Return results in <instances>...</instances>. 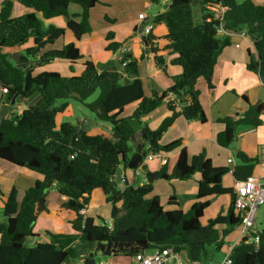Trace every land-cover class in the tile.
Here are the masks:
<instances>
[{
	"label": "trees",
	"instance_id": "1",
	"mask_svg": "<svg viewBox=\"0 0 264 264\" xmlns=\"http://www.w3.org/2000/svg\"><path fill=\"white\" fill-rule=\"evenodd\" d=\"M14 2L29 11L13 16ZM149 2L162 5L164 11L153 17L152 24L166 28L162 50L173 56L170 64L181 69L178 76L171 78L168 90L160 94L152 92L150 96L145 95L138 76L141 58L125 54L119 62L121 70L113 66L99 71L90 56L80 53L76 43L91 34L89 13L98 0H6L2 3L0 110L14 97L20 96L25 100L36 92L40 103L26 107L20 114L13 112L4 119L0 127V161L33 171L42 178L25 191L20 203L16 187L13 186L6 195L0 193L4 197L0 208V264H64L89 256V251L97 243L103 246L110 243L108 257L133 258L139 253L171 247L188 261L211 263L221 260L219 254L226 239L240 222L233 213L234 189L224 187L222 178L231 170L236 181L244 180L252 174L256 158H249L239 151V165L232 169L215 167L204 152L189 156L183 148L170 173L167 162L154 175L186 181L199 174L196 201L186 212L179 208L164 210L159 197L153 195V182L149 177L142 185L125 184L122 189L115 181L121 160L124 167L130 161L134 132L129 119L140 120L164 103L170 112L155 130L146 125L141 127L137 134L139 141H136L139 163L148 153L147 146L153 153L165 155L181 146L179 139L165 145L159 143L161 136L178 117L206 122L195 86L199 79H203L212 88L218 57L231 44L229 36L219 37L217 34L218 23L205 7L211 1ZM215 2L228 7L223 19L224 30L237 33L244 29L250 38L256 58L251 57L248 51L246 67L256 72L264 85V3L257 5L252 0ZM71 3L81 7L80 14L69 15ZM38 15L43 19L62 17L64 27L72 33L75 43L55 48L65 29L55 25L43 29ZM104 20L114 22L107 16ZM157 39L151 32L143 43L149 46L155 63L161 67L162 58L156 56L160 49L154 47ZM104 41L105 52L115 53L123 45V42L115 41L112 32L106 34ZM14 54L15 63H12L10 57ZM42 59L44 64L58 60L74 65L82 61L81 71L70 76H61L58 72L35 73V67L29 61L38 60L40 65ZM69 71H73L72 66H69ZM95 92H98L97 98L86 103ZM171 93L176 96L177 103L167 101ZM70 99L83 104L100 122L110 124L111 137L91 136L87 132L77 134L73 123L58 122L57 118L66 112ZM241 99L246 104L243 112L218 120L224 125L216 135V143L221 147L227 148L233 143L238 127L257 128L262 125L264 102L251 104L246 93ZM134 106L132 115L122 117L128 108ZM48 181L55 184L57 194L65 198L53 215L69 216L67 222L73 234L46 232L49 242H35L37 235L33 228L39 214L36 206L50 190ZM95 190H99L105 202L111 205V229L103 218L97 217L101 223L98 225L93 217L80 213L88 207ZM223 195L230 197L226 213H219L202 224L204 211L211 204L210 198ZM172 199L170 196L168 205L175 204ZM258 234L257 246L242 239L233 247L231 264H264V228Z\"/></svg>",
	"mask_w": 264,
	"mask_h": 264
},
{
	"label": "crops",
	"instance_id": "2",
	"mask_svg": "<svg viewBox=\"0 0 264 264\" xmlns=\"http://www.w3.org/2000/svg\"><path fill=\"white\" fill-rule=\"evenodd\" d=\"M151 8L152 7L149 0H98V4H96V6L92 10H90L89 13V21L92 27V32L88 36H83L79 42L80 52L82 46L88 45L89 48L86 52L87 55L85 56H90L94 60L96 67H98L99 61H101L103 67H108V63L113 62L114 60H117L119 63L125 54H130L137 59L141 58L138 64V76L143 83V89L146 96H150L152 92H157L158 94H160L161 92L168 90L171 85L170 77L172 78L174 76H178L181 72V69L179 67L171 66L170 59L173 56L169 55L167 51L162 50V47L165 45V40H163L162 37L166 34V28L164 26H157L158 29H152V33L156 35V38H158L157 40H155L154 47L157 46L160 49L156 52V56L162 58L163 65L161 67H159L154 62H150L149 57L151 54H154L149 49V46L145 45V43H143L141 39L136 35V31L138 30L139 24L141 23L137 19L138 14L142 12L145 13V10L149 12L152 10ZM162 9L163 8L161 5L160 9L155 11L152 15H149L147 13L145 14L148 16V18L154 17L158 12H161ZM27 11L29 10L26 9V12ZM105 16L109 17L110 19H114V22H106L104 20ZM93 20L97 22L101 21L102 25L105 24L103 25V27H99V32H96L92 23ZM62 21L64 24L63 19ZM108 32H112L114 34L115 41L123 42L122 48L115 53L104 51V47L106 45L104 38ZM226 35L229 36V38L237 37L240 39V41H233L230 46L225 47L219 55L217 64L213 71L211 81L212 88H209L204 81H200L202 79H199L195 86L199 92V101L206 117V122L200 123L199 121H187L180 116L174 121L173 125L169 129H167V131L161 136L159 140V143L161 145L168 144L171 141L177 139L181 140L180 147L166 154V156L168 157V173L171 172L173 166L175 165L180 151L185 148L189 156L204 152L206 157L211 160L213 166L228 167L231 169L240 164V161L237 159V153L241 151L245 153V155L249 158L257 159L251 175L264 178V127H262V125L260 127H257V130L250 127V129L247 131L239 132L236 137V139H238L236 148L228 149V147L224 148L216 143V135L224 129V125L218 120L227 116H232L237 112L241 113L245 110L246 104L241 99V96L244 93L247 94L249 102L251 104H255L257 101L259 89L263 85L261 80L259 79L258 74L256 72L248 70L246 67V64L249 60L248 51L250 52V56L254 59L256 58V53L251 44V40L245 34V31L241 33L228 32L226 33ZM96 40H99L100 42L99 48H94ZM244 40L246 41L245 46H243ZM236 44H239V47H236ZM119 70H121V67ZM162 70H164L165 75L162 73ZM80 71L81 66L78 67L74 75H78ZM203 99H205L207 103V108L203 106ZM262 102H264V100ZM25 108L26 107L23 104L11 105L8 110V115L13 112L20 114ZM134 109L135 106L131 107L128 110L129 112L127 111L123 113L122 117H129L130 115H132ZM65 113H68V111L66 110ZM169 114L170 112L167 110L166 104L164 103L148 115L141 118L139 122L141 123V127L146 125L150 130H155L160 125L162 120ZM84 117H88L94 122L91 128L97 126L99 123H104L97 120L95 115L90 112L83 113L80 118ZM73 124L75 125V123ZM106 128L109 129V132L105 135L111 137V126ZM90 129L87 131L89 135H97L90 134ZM130 145L132 147V151L129 155V159L131 160L133 155L137 152L138 147L132 142L130 143ZM6 168H12V166ZM6 168L4 169V173L1 172L3 171V169H0V173L4 174V177L7 180V188L5 189V193L7 194L13 186H17L16 183L18 181L16 182V180L13 179L18 177L20 173H17L14 176L11 172L6 170ZM161 168L162 166L160 165L158 160H152L148 162L147 166H145V170L147 171V173L152 174L158 172ZM23 170L26 169L23 168L18 171ZM33 174L34 175H32L31 179H25L26 181H23L19 185V187H16L17 201L19 203L22 199H18V190L22 189L25 193V191L29 187H31L37 179L42 178L36 173ZM199 180V174L193 175L190 180L186 181L170 180L169 178L163 179L161 177L155 176V179L152 180L153 195L159 197L160 204L163 206L164 210H173L179 208L183 212H186L196 201L195 193L197 191V182ZM237 182L239 181H236L233 178L231 170L222 178V185L224 187H232L234 189ZM2 184L3 182L0 183V187L2 186ZM125 184L142 185L143 179L142 177H135L133 170H130L126 166L122 174V184L118 187L122 189ZM96 192L99 193V196H97V198ZM24 193L22 195V198L24 196ZM170 196L173 197L172 203H175L173 205L167 204ZM0 197L3 201L4 197ZM210 199L211 204L204 211L203 217L205 216L206 211L214 204L221 205L219 213H226L227 208L230 205V197L228 195ZM217 199H219V201H217ZM64 201L65 198L57 194L56 186L55 184H52L49 192L45 195L43 209L40 210L38 214H43L44 216L46 215L50 217L48 218L50 219V221L48 223H42V226L40 225L39 230H35V226L37 225L35 223V226L33 228V233L37 235V238L34 240L35 242H49L48 238L45 235L46 232H50L53 234H73V230L67 222L69 216L65 215L57 217L55 214L53 215V213L57 211L58 205H60ZM44 209H46L47 212L44 211ZM110 212L111 205L105 202V198L99 190H95L91 194L88 207L81 210L80 213L84 216L93 217L95 219V223L99 225L101 223L97 219V217L103 218L106 223H111ZM70 218H72V216ZM262 223L263 226L260 228V230L264 228V214ZM257 230L258 232L260 231L258 228ZM232 235L234 236L232 237ZM230 236V239H233V241L230 243L232 244L238 238V229L234 230L227 238H229ZM77 242L78 241H76L75 244ZM153 251L154 250L145 253H152ZM97 256H99V254H97ZM99 257H101L100 260H105L109 264H112L111 261L115 258L128 259L130 264H134L132 258H104V256ZM87 258L88 255L85 258H81L76 261H78L80 264H83V261ZM72 261L75 260H70L64 264H74V262Z\"/></svg>",
	"mask_w": 264,
	"mask_h": 264
},
{
	"label": "rangeland",
	"instance_id": "3",
	"mask_svg": "<svg viewBox=\"0 0 264 264\" xmlns=\"http://www.w3.org/2000/svg\"><path fill=\"white\" fill-rule=\"evenodd\" d=\"M4 1H6V0H0V6L2 5V3ZM238 1H242V0H238ZM252 1L255 4H257V5H262L264 3V0H252ZM151 7H152L151 8L152 10L149 11V12L147 10H145V13H147L149 15H152L155 11H157V10L160 9V6H157V5H152L151 4ZM25 12H26V9L22 5L17 4L15 2L13 3V6H12V15L13 16H19V15L24 14ZM68 13H69V15L80 14L81 13V7L79 5H77V4L71 3L69 5V7H68ZM38 16H39V19L42 21L43 29H46L49 25H55V26H59V27H62V28L65 29L64 30V36L61 39H59L56 42V44H55V47L56 48H58V47L60 48L62 45L68 44V43H71V42H74L75 43V40L73 38L72 33L64 27V24H63V21H62V19H63L62 17H55V18H51V19H43L40 15H38ZM74 19L77 20V21L79 20L78 17H74ZM92 23H93V26H94L96 32H99L98 31V30H100L99 27H103V25H105V24L102 25V22L101 21H98L97 22L95 20H93ZM153 28L155 30L157 27L156 26H153ZM241 32H244V29H242L240 31V33ZM230 41H231V43L233 41H238L239 42L240 39L237 38V37L236 38H230ZM76 44L78 45V48L80 49L79 43H76ZM99 44H100L99 40H96L95 45H94V48H99ZM245 44H246V41L244 40V45L243 46H245ZM88 48H89L88 45L82 46L80 53L83 54V55H87L86 52L88 51ZM11 57H10V61L12 63H15V58H16L15 54L13 56H11ZM149 60H150V62H154L155 63L154 57H153L152 54L150 55ZM32 61H34V63ZM35 61H38V60H30L29 61V64H31V66H34L35 67V73H41V72H58L61 76L74 75L76 73L78 67H80L81 64H82V61H77L76 64L72 65V64H69L66 61H58V60H56V61L49 62V63H45V64L41 61V64L39 65L38 63L35 64ZM69 66H72L73 71H71V72L69 71ZM112 66H115V67L117 66V68L120 69V66H119V63H118L117 60H114L113 62H109L108 63V67H103V65L101 64V61H99L97 68L99 70H106L107 68L112 67ZM171 66H175V65H171ZM162 73L165 75L164 70H162ZM124 81L125 80H122V82H124ZM170 81H171V77H170ZM200 81H204V80L202 79ZM97 96H98V92H95L85 102L86 103L93 102L97 98ZM206 104L207 103H206L205 99H203V106L205 108H207L206 107ZM13 105H19V104L14 103ZM129 109L130 108H128L125 112H127ZM67 111H68V113H64L63 115H59V117L57 118L58 119V122H71V123H75L82 116L83 113H87L88 112L83 104H81V103H79V102H77V101H75L73 99H70L68 101ZM106 127H110L108 123H99L97 126L92 127L90 129V134H97V135H100V134H102V135L108 134L109 129L106 128ZM262 127H264V114L262 116ZM249 129H250V127L240 126L237 129V134L239 132H241V131H247ZM255 130H257V129L255 128ZM237 141H238V139L235 138V140L228 147V149L236 148ZM7 165H10V164L5 163L3 161H0V169H3V171H1L2 173H4V169L6 167H11V166H12V168H6V170H8L9 172H11L14 176L17 173H20L18 175V177H16L15 179H13V180H16V182L18 181L16 183V185H17L16 187H19V185L23 181H26L25 179H31L32 178V175H34L33 173H35V172L30 171V170H27V169L26 170H23V171H18V170H21L23 168H21V167H18L17 168L16 166H13V165H10V166H7ZM13 172H15V173H13ZM2 173H0V183L3 182V184L0 187V193L5 195L6 194L5 193L6 192L5 189L7 188L6 187V181L7 180L4 177L5 175L2 174ZM10 186H12V185H10ZM18 191H19L18 199H22V195H23L24 191L22 189L21 190H18ZM96 193H97L96 194V198H97V196H99V193L98 192H96ZM217 201H219V199H217ZM1 207H2V200H1V197H0V208ZM220 209H221V205L220 204H214L211 208H209L206 211L205 216L202 219V223L203 224L204 223L206 224L207 220H209L211 218H214L216 215H218ZM223 211H225V210H223ZM263 214H264V206H261V207H259V209L256 212V222H255L256 223V226H257V228L259 230L263 226V223H262ZM48 218H50V217H48L46 215L44 216L43 214L38 215L37 216V222H36L37 225L35 226V230H39L40 229V225L42 226V223H48L50 221V219H48ZM233 236L234 235H232V237ZM230 238H231V236L226 239V244H225L223 250L221 251V253L219 254V256H220L221 259L226 254V248H227V246L230 245V243L233 241V239L231 240ZM104 258H106V257H104ZM95 259H96V262H98V260H100L101 257L97 256ZM72 262H74V264H80L76 260L75 261H72ZM111 262H112V264H130V262H129L128 259H119V258L112 259Z\"/></svg>",
	"mask_w": 264,
	"mask_h": 264
},
{
	"label": "built area",
	"instance_id": "4",
	"mask_svg": "<svg viewBox=\"0 0 264 264\" xmlns=\"http://www.w3.org/2000/svg\"><path fill=\"white\" fill-rule=\"evenodd\" d=\"M167 0H165L166 2ZM211 1L206 5V10L212 14V17L217 21V34L219 37L228 33L223 28V19L227 6L222 5L220 2ZM163 10V9H162ZM164 11V10H163ZM162 12V11H161ZM148 16L143 12L138 15L140 22L146 21ZM153 29L152 23H145L141 30L136 31V35L143 42L145 37L151 34ZM239 47V44L235 45ZM124 65V64H123ZM167 101L177 103V98L174 94H169ZM148 153L143 160L138 164L137 168L133 169L135 177H142L143 183L147 182L148 176L145 166L152 160H158L161 166H164L168 162V157L161 152H152L147 146ZM234 200H233V213L235 217H238L240 222L238 226V238L236 241L226 248L225 256L216 262L202 263L199 261L185 260L182 255L173 248L155 249L152 253H139L136 254L132 261L134 264H231V251L233 247L242 239H247L248 243H253L256 246L259 243V234L256 226V212L259 207L264 205V178L249 175L244 180L236 183L234 188ZM112 228V224L108 223V229ZM95 264H109L105 260H98Z\"/></svg>",
	"mask_w": 264,
	"mask_h": 264
},
{
	"label": "water",
	"instance_id": "5",
	"mask_svg": "<svg viewBox=\"0 0 264 264\" xmlns=\"http://www.w3.org/2000/svg\"><path fill=\"white\" fill-rule=\"evenodd\" d=\"M168 4L169 3L167 2V5ZM152 22H153V17H149L146 21L141 22L139 24L138 30H141L145 23H152ZM41 61L43 62L44 60L42 59ZM32 62L34 63V61ZM39 62L40 61H35V64ZM263 100H264V85H262L259 89V93L257 95V101L255 104H260ZM14 103L23 104L25 107L33 106V105L40 103V96L38 95V92L34 93L33 95H31L29 98L25 100H22L20 96H16L11 100L10 104L3 105L0 110V127L4 119H6L8 115L9 107L13 105ZM128 122L134 132V134L131 136V142L136 145V141L138 140L137 134L139 133L141 129V123L139 122L138 119H129ZM93 124L94 122L92 121V119L88 117L79 118L75 122V133L78 134L80 132H87ZM138 155H139V152H136L131 158V160L129 161V163H127V167L130 170L137 168L138 163H139V160L137 159ZM124 169H125L124 161L121 160V164L117 168L116 173H115V181L118 186H121L122 184V174H123ZM147 176L151 178L152 180L155 179V175L152 173H147ZM160 177L163 179H168L167 175H161ZM51 186H52V182L48 181L47 188L50 189ZM43 205H44V196L39 199L37 206H36V211L42 210ZM97 254H99V256L108 257L110 255V243H107L106 246H103L102 244L97 243L96 246L89 251V256L87 259L83 261V264H95V258L97 257Z\"/></svg>",
	"mask_w": 264,
	"mask_h": 264
}]
</instances>
